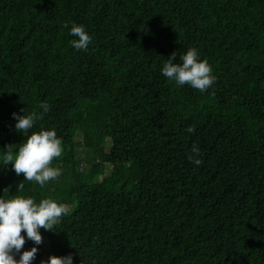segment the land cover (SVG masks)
I'll list each match as a JSON object with an SVG mask.
<instances>
[{
  "label": "trees",
  "instance_id": "1",
  "mask_svg": "<svg viewBox=\"0 0 264 264\" xmlns=\"http://www.w3.org/2000/svg\"><path fill=\"white\" fill-rule=\"evenodd\" d=\"M189 48L216 77L205 92L162 74ZM41 103L29 135L62 140L43 187L3 162L25 139L12 114ZM13 196L69 207L26 242L31 264H264V0H0V197Z\"/></svg>",
  "mask_w": 264,
  "mask_h": 264
},
{
  "label": "clouds",
  "instance_id": "2",
  "mask_svg": "<svg viewBox=\"0 0 264 264\" xmlns=\"http://www.w3.org/2000/svg\"><path fill=\"white\" fill-rule=\"evenodd\" d=\"M70 34L77 37L71 41L72 46L77 50L87 51L92 37L85 31L84 26L73 23ZM176 58L177 54L173 52L161 69L162 74L169 80L175 81L179 86L190 85L201 92L207 91L215 83L213 69L207 60L200 59L197 49L189 48L185 54L180 55L182 63H174ZM39 107L43 109L40 114L35 111L28 114L25 109L21 110L24 115L15 112L12 114L16 120L15 130L22 133L25 139L19 143L15 154L14 144L6 145L3 162L5 166L11 164L18 176L23 174L24 180L35 181L43 187L46 182L61 175V170L52 167L51 164L53 159L62 153V140L57 137L55 130H41L29 135L34 123L43 119V113L50 110L47 103H41ZM186 131L192 133L194 128L190 126ZM191 152L188 159L197 166L201 165L203 161L197 158L199 148L193 145ZM24 180L18 182L17 191L23 190ZM9 190L10 186L3 191ZM67 212L66 205L58 204L51 198L42 199L37 204L31 197L13 196L10 199L0 197V264H31L38 247L33 246L30 250H25L26 242L30 240L34 245H40L43 242L40 229L54 232L53 228ZM40 264H73V257L71 254L50 255L47 260H41Z\"/></svg>",
  "mask_w": 264,
  "mask_h": 264
},
{
  "label": "rangeland",
  "instance_id": "3",
  "mask_svg": "<svg viewBox=\"0 0 264 264\" xmlns=\"http://www.w3.org/2000/svg\"><path fill=\"white\" fill-rule=\"evenodd\" d=\"M85 155H86V150L84 148L77 147L75 149V157H76V159L82 160V159H84ZM67 208L69 209V207H67Z\"/></svg>",
  "mask_w": 264,
  "mask_h": 264
}]
</instances>
